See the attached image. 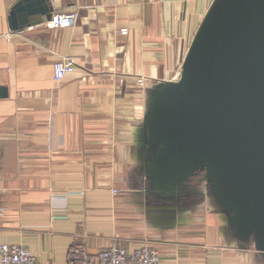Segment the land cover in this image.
Listing matches in <instances>:
<instances>
[{"label":"crops","instance_id":"0c3cea01","mask_svg":"<svg viewBox=\"0 0 264 264\" xmlns=\"http://www.w3.org/2000/svg\"><path fill=\"white\" fill-rule=\"evenodd\" d=\"M21 1L0 0V244L52 264H69L73 243L94 254L143 242L159 264H264L205 169L174 192L150 178L154 89L178 76L212 0H44L75 22L48 27L33 4L12 29ZM62 55L76 64L56 80Z\"/></svg>","mask_w":264,"mask_h":264},{"label":"water","instance_id":"95a60500","mask_svg":"<svg viewBox=\"0 0 264 264\" xmlns=\"http://www.w3.org/2000/svg\"><path fill=\"white\" fill-rule=\"evenodd\" d=\"M44 0H23L10 13ZM155 186L174 192L205 169L238 236L264 251V0H212L175 79L153 92L145 122Z\"/></svg>","mask_w":264,"mask_h":264},{"label":"built area","instance_id":"2783aa9c","mask_svg":"<svg viewBox=\"0 0 264 264\" xmlns=\"http://www.w3.org/2000/svg\"><path fill=\"white\" fill-rule=\"evenodd\" d=\"M76 20L73 12L53 13L51 19L46 21L48 27L69 26ZM126 28H121L125 33ZM75 60L69 55L59 56L53 63V76L56 80L62 79L66 74L74 71ZM141 84V82H138ZM119 190L113 189V193ZM69 264H159V251L147 242L133 248L115 243L101 247L91 254L87 247L81 243H73L68 251ZM0 264H52L42 263L24 245L17 243L0 244Z\"/></svg>","mask_w":264,"mask_h":264}]
</instances>
